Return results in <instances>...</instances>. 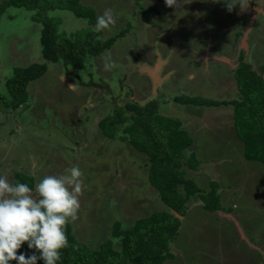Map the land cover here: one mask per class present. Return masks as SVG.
I'll return each mask as SVG.
<instances>
[{"label": "rangeland", "instance_id": "rangeland-1", "mask_svg": "<svg viewBox=\"0 0 264 264\" xmlns=\"http://www.w3.org/2000/svg\"><path fill=\"white\" fill-rule=\"evenodd\" d=\"M48 1L52 9L42 1L38 9L8 6L0 15V175L12 183L13 173L24 172L34 188L43 176L78 166L83 192L78 219L70 221L72 234L89 248L106 239L117 248L113 222L125 229L167 207L149 184L147 157L127 140L102 135L97 122L125 101L155 99L160 115L179 119L186 110L189 124L200 121L196 131L189 126L194 154L187 160L218 161L216 169L180 170L201 194L214 176L220 206L206 210L198 196L188 197L184 214H175L179 226L168 242L173 257L162 264H264V167L243 157L232 105L204 109L173 101L240 100L233 77L240 56L264 79V0H249L243 12L239 6L229 12L224 0H177L179 7H168L165 0H76L88 17L54 6L69 0ZM105 9L115 23L92 31ZM33 14L53 22L57 43L81 56V72L70 71L61 57L36 58L41 27ZM89 31L95 34L90 39ZM107 38L113 40L99 53L88 51ZM31 62L45 70L27 81L25 103L12 109L3 81ZM73 82L77 85L69 87Z\"/></svg>", "mask_w": 264, "mask_h": 264}, {"label": "trees", "instance_id": "trees-1", "mask_svg": "<svg viewBox=\"0 0 264 264\" xmlns=\"http://www.w3.org/2000/svg\"><path fill=\"white\" fill-rule=\"evenodd\" d=\"M42 1L49 9L53 8V1ZM42 1L0 0V14L8 6L23 7L26 10L38 9L43 5ZM64 4L61 6V3L56 2L54 6L66 7L77 16H87L86 10L77 6L76 0H69ZM91 18L90 15L89 19ZM32 19L41 25L38 40L43 59L54 61L57 57H61L65 65L71 68L84 67L81 56L76 51L74 55L70 54L72 51L65 50L61 46L63 44L57 43V33L51 20L34 14ZM53 21L55 22V19ZM94 35V32H88L89 39ZM78 40L80 39H73L74 43ZM112 40L107 38L100 45L96 43L88 51L91 54H97L110 45ZM81 42L84 44L85 41ZM79 51L83 54L82 49ZM241 57L233 71L240 100L226 101L180 96L174 97L173 101L195 106L231 104L232 124L235 135L242 141L243 157L246 160L257 161L264 167V79L251 68L248 62L242 61ZM44 70V64L38 63H30L26 68L12 69V76L4 82L10 97L6 106L16 109L21 105L26 99L25 84L41 75ZM180 124L177 118L157 113L155 99H148L142 104L125 101L110 115L98 120L97 126L102 135L112 138L119 129L121 135L118 137L127 140L136 151L147 157L149 184L157 192L167 210L151 212L144 217L136 218L131 226L125 229L120 228L119 221L113 222L110 234L118 238V249L112 247L111 239L98 242L95 247L89 248L85 243L74 238L69 222L65 229L68 245L61 249L57 264H162L163 260L173 257L168 251V242L176 235L179 226V219L175 214L180 216L184 214V202L188 197L198 196L202 201V207L206 210L220 209L216 181H209L210 189L205 194H201L200 188L191 179L184 177L183 170H180L182 164H186L189 168L196 166V163L187 160V157L190 158L193 154L186 157L183 153L184 149L191 144V139L187 132L180 128ZM16 181L25 182L33 187L32 178L22 172L13 173L12 183ZM34 251L28 248L27 243H24L18 250V254L31 255ZM36 255L39 256V253L37 252ZM10 264H17V262L13 260ZM37 264H44V261L38 259Z\"/></svg>", "mask_w": 264, "mask_h": 264}, {"label": "clouds", "instance_id": "clouds-1", "mask_svg": "<svg viewBox=\"0 0 264 264\" xmlns=\"http://www.w3.org/2000/svg\"><path fill=\"white\" fill-rule=\"evenodd\" d=\"M191 0H183L190 3ZM220 2V0H217ZM229 12L239 6L246 11L249 0H224ZM168 7H179L177 0H165ZM115 23L110 9L97 17L93 30L107 29ZM83 172L72 166L60 175H45L35 187L25 182L10 183L0 175V264H57L61 249L67 247L66 226L78 219L83 192ZM24 243L35 251L19 253ZM39 253V256L36 253Z\"/></svg>", "mask_w": 264, "mask_h": 264}, {"label": "crops", "instance_id": "crops-1", "mask_svg": "<svg viewBox=\"0 0 264 264\" xmlns=\"http://www.w3.org/2000/svg\"><path fill=\"white\" fill-rule=\"evenodd\" d=\"M14 9V8H13ZM58 10H62V11H67L68 9H65V10H63V9H58ZM3 13V12H2ZM1 15V14H0ZM30 22V21H29ZM37 23L38 24H36V25H38V27H41V25H40V23L37 21ZM33 25V24H32ZM92 30V29H91ZM92 31H94V30H92ZM38 36H39V33H38ZM35 41H36V39H35ZM38 44H39V40H38ZM36 45V44H35ZM40 45V44H39ZM38 49V57H36L37 59H39V57H41V53H40V46L39 47H36V50ZM15 52V51H14ZM30 54V57L31 56H33V53L32 52H30L29 53ZM42 58V57H41ZM31 61V60H30ZM38 61V60H37ZM31 63H36V62H31ZM68 66V69L70 70V71H72L73 73H78V72H81V70L84 68H82V69H74V68H71L69 65H67ZM74 71H76V72H74ZM0 72H2L1 71V68H0ZM63 75H64V72L62 73ZM189 74H191V75H193L192 73H188V77L189 78H192ZM2 75V74H1ZM66 75H64V77H65ZM169 76V75H168ZM10 76L8 75L5 79H4V81L3 82H5V80L7 79V78H9ZM168 79V78H167ZM167 79H166V81H167ZM0 80H1V78H0ZM165 81V82H166ZM72 82V81H71ZM164 82V83H165ZM76 84V82H73L72 84H68V86L69 87H74V85ZM77 85V84H76ZM79 86V85H78ZM80 87V86H79ZM7 94L9 95V93H8V91H7ZM132 100V99H131ZM130 100V101H131ZM215 100H217V99H215ZM25 101H26V99H25ZM25 101H23L21 104H23V103H25ZM133 101V100H132ZM138 101V100H137ZM137 101H135V102H137ZM137 103H139V102H137ZM144 103V102H143ZM139 104H142V103H139ZM190 105V104H189ZM20 106V105H19ZM18 106V107H19ZM195 106V105H194ZM204 107V109L205 108H207V107H218V106H203ZM17 109V108H16ZM219 111V110H218ZM186 112V110L185 111H183V113H185ZM183 113L180 115V128H182L183 130H185L187 133H188V131H189V126H194V128L192 129V130H195L196 131V129H197V125H198V123L200 122V121H198V122H193V124L194 125H192L191 123L189 124L188 123V121L187 120H184V115H183ZM191 117H196V116H191ZM203 121V120H202ZM200 127V126H199ZM120 131V130H119ZM214 132H217L218 133V131L217 130H213ZM121 133V132H120ZM115 136H120V135H118V131H116V133H115ZM114 136V137H115ZM189 136V135H188ZM190 137V136H189ZM191 139V138H190ZM192 140V139H191ZM183 153H184V155L187 157V156H190L191 154H194V147L192 146V142H191V144L188 146V147H186L185 149H184V151H183ZM217 164H218V161H212L211 159H209V160H206V161H198V162H196V166L194 167V168H191L192 169V171H198L199 169H201V168H207V169H205V170H209V169H216V166H217ZM184 166H186L187 168H188V166L186 165V164H182L181 165V167L180 168H183ZM183 170V172H184V177H185V173H186V170H184V169H182ZM20 172V171H19ZM210 172V174L212 173L211 171H209ZM23 174H24V172H22ZM209 174V173H208ZM209 174V175H210ZM212 178V179H211ZM211 178H210V180L209 181H216V178H214V176H211ZM193 181V180H192ZM194 182V181H193ZM196 184V183H195Z\"/></svg>", "mask_w": 264, "mask_h": 264}]
</instances>
